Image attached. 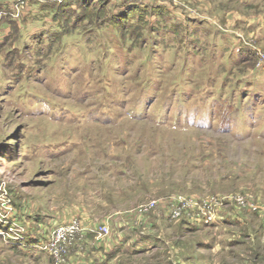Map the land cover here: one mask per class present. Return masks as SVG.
I'll list each match as a JSON object with an SVG mask.
<instances>
[{"label":"rangeland","instance_id":"rangeland-1","mask_svg":"<svg viewBox=\"0 0 264 264\" xmlns=\"http://www.w3.org/2000/svg\"><path fill=\"white\" fill-rule=\"evenodd\" d=\"M90 1L0 0V264H264V0Z\"/></svg>","mask_w":264,"mask_h":264},{"label":"trees","instance_id":"trees-1","mask_svg":"<svg viewBox=\"0 0 264 264\" xmlns=\"http://www.w3.org/2000/svg\"><path fill=\"white\" fill-rule=\"evenodd\" d=\"M57 1V2H55ZM74 2H76V5ZM38 3V2H37ZM91 1L90 0H44L41 1V4H39V10L41 12V15H45V16H50V18L54 19L53 17H56L58 11H61L62 8H67V7H71V5H73L72 7L75 8V6H77L76 9H79L82 13L83 10H85V8H87V5H90ZM71 9V8H70ZM130 10H135V11H139V12H145V7H141V6H137V5H129L127 6L124 11L121 13L123 14L122 17L127 13V11ZM40 16V14H39ZM44 16V17H45ZM83 17V14H82ZM82 17H77L74 19H82ZM129 18V16H128ZM52 28V27H51Z\"/></svg>","mask_w":264,"mask_h":264},{"label":"built area","instance_id":"built-area-1","mask_svg":"<svg viewBox=\"0 0 264 264\" xmlns=\"http://www.w3.org/2000/svg\"><path fill=\"white\" fill-rule=\"evenodd\" d=\"M20 2H22V0H20ZM247 45L249 46V48L251 49V50H253V53L255 52V54H256V51H255V48L251 45V44H249V43H247ZM260 63L258 62V64L257 65H259ZM239 200V199H238ZM240 200H241V198H240ZM186 204V202L185 201H182L181 202V206H184ZM205 206V205H204ZM180 206L179 207H176L175 209H174V211L178 214L179 213V211H180ZM71 223H68V224H65V225H63V226H60L59 228H57L56 229V231H58L57 233H56V235H60V234H63V232H65L67 229H70V227H71ZM55 231V232H56ZM60 233V234H59ZM51 242H52V240L50 241L49 240V242L47 243V245L49 246H51ZM46 245V246H47Z\"/></svg>","mask_w":264,"mask_h":264},{"label":"crops","instance_id":"crops-1","mask_svg":"<svg viewBox=\"0 0 264 264\" xmlns=\"http://www.w3.org/2000/svg\"><path fill=\"white\" fill-rule=\"evenodd\" d=\"M22 1H23V0H22ZM25 1H26V2H27V1H31V2H32V1H36V0H25ZM37 1H44V0H37ZM33 3H34V2H33ZM34 6H36L35 3H34Z\"/></svg>","mask_w":264,"mask_h":264}]
</instances>
